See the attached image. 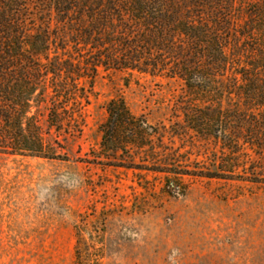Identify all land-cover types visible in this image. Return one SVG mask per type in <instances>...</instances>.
Instances as JSON below:
<instances>
[{"label": "trees", "instance_id": "1", "mask_svg": "<svg viewBox=\"0 0 264 264\" xmlns=\"http://www.w3.org/2000/svg\"><path fill=\"white\" fill-rule=\"evenodd\" d=\"M100 70L180 81L176 136L264 155V0H0V155L59 158L47 136L81 133ZM105 113L97 165L158 155L165 127L119 97Z\"/></svg>", "mask_w": 264, "mask_h": 264}, {"label": "rangeland", "instance_id": "2", "mask_svg": "<svg viewBox=\"0 0 264 264\" xmlns=\"http://www.w3.org/2000/svg\"><path fill=\"white\" fill-rule=\"evenodd\" d=\"M182 96L178 80L100 70L81 133L47 136L59 158L0 155V264H76V246L79 264H264V155L176 136ZM118 97L166 128L133 169L95 162Z\"/></svg>", "mask_w": 264, "mask_h": 264}]
</instances>
